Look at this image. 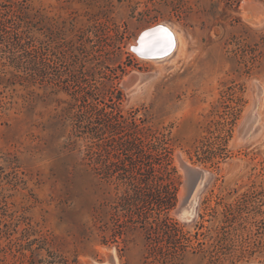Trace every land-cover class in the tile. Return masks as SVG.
Listing matches in <instances>:
<instances>
[{
	"label": "rangeland",
	"instance_id": "rangeland-1",
	"mask_svg": "<svg viewBox=\"0 0 264 264\" xmlns=\"http://www.w3.org/2000/svg\"><path fill=\"white\" fill-rule=\"evenodd\" d=\"M250 1H28L27 41L46 37L43 56L56 70L30 79L0 43V264H264V213L236 220L244 193L263 190L264 200V14L252 23ZM157 24L182 44L143 58L132 45ZM74 82L169 142L179 181L169 215L192 236L188 246L159 256L140 223L113 238L118 190L89 159L100 150L93 139L72 134L70 116L87 109L66 89ZM197 153L208 161L195 162ZM180 158L212 173L190 221L175 213Z\"/></svg>",
	"mask_w": 264,
	"mask_h": 264
},
{
	"label": "trees",
	"instance_id": "trees-1",
	"mask_svg": "<svg viewBox=\"0 0 264 264\" xmlns=\"http://www.w3.org/2000/svg\"><path fill=\"white\" fill-rule=\"evenodd\" d=\"M28 1L0 0V35L7 39L0 43L2 47L10 49L8 52H12L11 58L15 62V67L31 79L36 75L43 76V67L46 70L56 69L43 56L46 37L40 38L38 43L27 41L26 35L29 33L31 35L30 29H33ZM233 1L239 4L241 0ZM40 16L34 15L37 19ZM74 85V90L66 89L76 96L77 101H82L87 109L70 116L74 121L72 134L93 139L100 150H93L89 154V159H92L97 173L102 178L114 182L117 186L118 192L112 202L111 214L113 223L111 230L117 229L113 238L122 235L125 224L140 223L146 228L151 245L150 251L154 252L157 249L159 256H162L161 253L166 246L175 247L176 251L180 247L188 246L192 236L185 233L169 215L177 205L179 190L176 170L172 167V148L169 142L164 136L152 133L136 124L137 122L125 123L126 119H120L114 106L106 101L103 105L94 102L90 97L93 94L84 84L74 82ZM196 157L195 162L208 161L207 158H202L200 153H197ZM262 192L263 190L254 191L241 196L236 202V220L249 222L250 217L257 216L251 215L253 209V212L260 215L264 213L260 207V202L264 201ZM108 231L107 226L102 228L103 238ZM197 235L200 234L197 232L195 236ZM245 239L247 242V236Z\"/></svg>",
	"mask_w": 264,
	"mask_h": 264
},
{
	"label": "water",
	"instance_id": "water-1",
	"mask_svg": "<svg viewBox=\"0 0 264 264\" xmlns=\"http://www.w3.org/2000/svg\"><path fill=\"white\" fill-rule=\"evenodd\" d=\"M246 9L250 14V19L255 21V19H262V16L264 14V6H262L259 2L253 0L252 2H247ZM158 29H161L166 32V34L171 38L172 45L167 46L163 42H160L159 46L157 47V52H161V54H155L152 55L154 58H162L167 56L171 49L174 47V38H172L171 32L168 30L167 25L165 24H157L151 28H148L144 30L138 37L137 42L140 41V39L145 38L146 34H149L150 32H154ZM140 45H132V49L141 55H145V53L142 52ZM141 79L140 75H136L133 77V81H138ZM180 163L182 168L185 171L186 180L182 187V196H180V202L178 207L175 210V213L179 215L182 219L185 220H193V218L196 216V211L193 216L186 217L183 212L189 202L193 199V197L196 194V197L200 195L203 188L206 186L207 182L212 176L211 171L201 168L198 166H194L180 158Z\"/></svg>",
	"mask_w": 264,
	"mask_h": 264
},
{
	"label": "bare ground",
	"instance_id": "bare-ground-1",
	"mask_svg": "<svg viewBox=\"0 0 264 264\" xmlns=\"http://www.w3.org/2000/svg\"><path fill=\"white\" fill-rule=\"evenodd\" d=\"M251 2V1H250ZM246 6V5H245ZM244 6V7H245ZM248 15V14H247ZM263 19V17H262ZM261 18L260 19H255V21L251 20L250 21L252 23H259V22H262ZM154 26V25H153ZM152 27V26H151ZM149 27V28H151ZM146 29V28H145ZM148 29V28H147ZM172 30H170L168 28V30L171 32L172 34V38H174V41L176 39V42H174V47L171 49L170 53L173 52L174 50H176V48L181 45L182 41L180 42V40L182 39L179 35V33L177 32V30H175L173 27H171ZM160 42H163L165 45H167L168 47L172 45V41H171V38L166 34L165 31L161 30V29H158L154 32H150L149 34H146L145 35V38H142L140 39V41H136L134 42V45H140L139 47H141L142 49V52L145 53V55H141L139 53L140 56H142L143 58H148V59H157V58H154L152 55H155V54H161V52H157V47L160 45L159 43ZM181 43V44H180ZM180 48V47H179ZM169 53V54H170ZM183 192V191H182ZM198 199H199V196H197ZM196 198V194L195 196L193 197L192 201L190 202V204L187 205L188 207V212L186 211L187 207L185 208L183 214L186 216V217H190V216H193L195 214V211H196V205H197V200L195 199ZM191 213V214H189Z\"/></svg>",
	"mask_w": 264,
	"mask_h": 264
},
{
	"label": "snow or ice",
	"instance_id": "snow-or-ice-1",
	"mask_svg": "<svg viewBox=\"0 0 264 264\" xmlns=\"http://www.w3.org/2000/svg\"><path fill=\"white\" fill-rule=\"evenodd\" d=\"M166 31V30H165Z\"/></svg>",
	"mask_w": 264,
	"mask_h": 264
}]
</instances>
